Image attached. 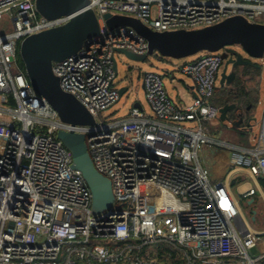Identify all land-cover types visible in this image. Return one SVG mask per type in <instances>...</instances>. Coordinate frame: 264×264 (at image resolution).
<instances>
[{
  "label": "built area",
  "instance_id": "2783aa9c",
  "mask_svg": "<svg viewBox=\"0 0 264 264\" xmlns=\"http://www.w3.org/2000/svg\"><path fill=\"white\" fill-rule=\"evenodd\" d=\"M89 7L100 34L53 65L61 88L95 117L84 126L62 121L20 63L27 37L71 16L47 19L35 0H0V20L8 21L0 30V264H264V229L252 227L237 197H264V115L255 145L229 146L213 136L222 52L198 53L178 67L195 84L191 104L173 100L164 75L146 71L150 114L137 106L115 120L101 114L121 99L116 50L148 52L133 28L109 30L105 14L131 16L159 32L233 16L264 24V0H90ZM242 125L250 135L251 124ZM59 130L86 135L95 168L112 183L109 210L93 214L92 192L71 168ZM210 145L231 148L221 178L201 158ZM240 173L250 180L235 193L231 178Z\"/></svg>",
  "mask_w": 264,
  "mask_h": 264
},
{
  "label": "water",
  "instance_id": "95a60500",
  "mask_svg": "<svg viewBox=\"0 0 264 264\" xmlns=\"http://www.w3.org/2000/svg\"><path fill=\"white\" fill-rule=\"evenodd\" d=\"M89 2L90 0H35L37 11L43 17L55 19L69 15L71 19L64 25L27 37L20 45V58L36 94L46 99L62 121L72 125L92 126L96 124V120L83 103L61 88L60 79L54 74L53 65L76 54L86 41L100 34L99 18L89 7ZM104 20L109 30L128 26L147 40L148 52L143 55L129 49L116 50L131 61L145 63L150 56H157L161 62L168 59H185L201 52H223L225 63L220 75L221 85L231 84L236 78L237 69L241 66L262 67L234 48L238 46L251 58L264 57V24L250 22L243 16L229 17L204 28L163 32L152 30L131 16L108 13L104 15ZM115 70L118 71L117 63ZM122 82L125 85L119 89L121 97L125 93H131L132 79L126 75ZM231 111L234 112L235 118L229 116ZM220 119L235 127L244 121L243 112L235 103L221 105ZM56 136L71 154V168L81 172L92 192L93 214L98 215L109 210L114 202L112 183L95 168L86 135L59 130ZM253 201L252 198L249 203ZM252 220H255V217Z\"/></svg>",
  "mask_w": 264,
  "mask_h": 264
},
{
  "label": "rangeland",
  "instance_id": "374dc122",
  "mask_svg": "<svg viewBox=\"0 0 264 264\" xmlns=\"http://www.w3.org/2000/svg\"><path fill=\"white\" fill-rule=\"evenodd\" d=\"M7 29H8V21L6 19L0 20V30L2 31L4 30L3 32H5ZM234 48L237 52L242 53L243 56L246 57L247 59H251L253 63L259 64L262 66L261 68H258V69H255L252 66H245L248 69H250L252 72H255L256 74H258L257 75L258 77L256 78L255 80L256 82L254 85L256 86V91L258 93L259 101L258 103L255 104L254 113L250 119V124H251L250 133L251 134L250 135L249 133L244 134V137H246L247 144L251 146V145H255L256 140L259 137L260 130H261V123H262V119L264 115V59L251 58L248 56V54L243 53V50L241 51L238 46H235ZM191 58L192 57L180 59V60L168 59L170 63L163 64V63H160L159 57L150 56L149 59L145 63H141V62H135V61L128 60L122 54L117 53L116 61H117V67H118V76L116 77L114 81V85L116 88L120 89L119 88L120 84H123L122 79L124 78V76L128 75L133 81L135 93L131 91V93L123 94L121 99L116 104H114L111 108L101 113L102 116L107 117L108 119L115 120V119L124 117L128 114L129 110L133 107L136 101V96H137L136 87H137V81H138L137 79L140 74H143L146 71H156V72L161 73L162 75H165L167 87L170 86L171 78L169 76V73L171 72L178 80L189 78L188 76L182 74L179 71L178 67L184 62L190 60ZM223 67H224V63H223L222 69ZM219 90L222 91V87H220ZM139 97L144 104L147 103L146 98H144V96L141 93L139 94ZM218 98H219V101L222 100L221 98H223V95L222 97H218ZM237 104H238L239 110L243 112V116H244L245 112H244L243 105H240L239 102ZM231 116L234 117V115H231ZM218 122L221 123V127L223 128V130L228 131V132H230V130L232 129L241 128L240 127L241 125L235 127L232 124H229L227 121L221 122L220 119L218 120ZM220 150L223 151L226 149H220ZM237 177L250 180V178H248V176L244 173L238 174ZM260 182L263 184L264 181L260 180ZM233 190L236 193V187L233 186ZM258 194L255 195L254 199H256V201L253 202L252 204L246 203L247 200L242 198L239 195H237V197L241 203L243 211L248 216L252 227L257 230H263L264 229V201ZM253 211H256V213L254 214ZM253 217H255V220H252Z\"/></svg>",
  "mask_w": 264,
  "mask_h": 264
},
{
  "label": "crops",
  "instance_id": "0c3cea01",
  "mask_svg": "<svg viewBox=\"0 0 264 264\" xmlns=\"http://www.w3.org/2000/svg\"><path fill=\"white\" fill-rule=\"evenodd\" d=\"M160 63L169 64L170 61L169 62L161 61ZM253 68L258 69L257 67H253ZM257 75L258 74H256L255 72H252L247 67H243V66L239 67L237 69L236 78L233 80V82L229 85L227 84L221 85L220 83L219 88H217L218 91L216 92V95L214 98L215 101L217 100L216 102H218L219 100L218 97H222L223 94H222V91L219 90L220 87H222V90L224 89L227 90V93L229 92H231V94L233 93L232 97L235 95L237 96V93H239V91L242 90V93L239 99H236V98L231 99V101H229V104H232V103L237 104L239 102L240 105H243L244 112H245V115L243 116L244 117L243 124L244 122H247L248 124V122L250 121L254 113L255 104L258 103L259 101L258 93L256 91V86L254 85L256 82L255 80L258 77ZM169 76L171 78L170 86L167 87L169 96L173 100H176L180 102L181 104H185V105L191 104L194 100L195 93H196L194 82L189 78L178 80L173 75L172 72L169 73ZM137 80H138L137 87H136L137 96H136V101L133 106H137L143 109L145 112L150 114L149 106L147 105V103L144 104L139 97V94L141 93L145 98L143 74H140ZM124 85H125L124 83L120 84L119 88L121 89ZM130 90L134 92L133 81L131 82ZM228 96L229 95L227 94L225 95V97L223 95V98L226 99V97ZM231 115H234L233 111L229 113L230 117H232ZM220 121L223 122L221 119ZM210 128L215 138L225 141L229 146L231 145L232 146H245V147L250 146L249 144H247L246 137H244V134L249 133V129L247 128L244 129V125H242L241 128H236L232 130L228 129L230 130V132H228V131L223 130V128L221 127V123L217 121L216 123H213L210 126ZM220 149H226V150L221 151ZM227 149H231V148L222 147L219 145H210V146L205 147L204 150H202L201 152V158L203 160L204 165L210 168L215 178L223 177V175L226 173L228 169V160L230 157V153ZM237 175L238 174H235L231 178V183L235 182L234 187L237 184L245 183L247 181L246 179L237 177ZM261 190L263 191V194H264V190L262 189V187H261ZM258 195H260V197L264 201V197L262 193L260 192ZM255 201L256 199H254L253 202ZM246 203H249V200ZM252 203H249V204H252Z\"/></svg>",
  "mask_w": 264,
  "mask_h": 264
},
{
  "label": "trees",
  "instance_id": "16d2710c",
  "mask_svg": "<svg viewBox=\"0 0 264 264\" xmlns=\"http://www.w3.org/2000/svg\"><path fill=\"white\" fill-rule=\"evenodd\" d=\"M20 63H21V65L23 66V63H22L21 60H20ZM217 91H218V89L216 90V92H217ZM241 93H242V90H240L239 93H237V96L235 95L236 97H235V96L232 97L233 93H232V94H231V92L227 93V90L224 89V90H222V94L224 95V97H225L226 94L229 95V96L226 97V99L223 98V99L220 100V101L218 100V102H216L217 100L215 101V99H214V102L221 106V105H223V104L229 103V101H231V99H235V98H236V99H239ZM215 95H216V94H215ZM232 184H233V186H234L235 182H232ZM262 186H263V188H264V182H263Z\"/></svg>",
  "mask_w": 264,
  "mask_h": 264
}]
</instances>
